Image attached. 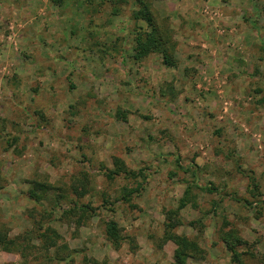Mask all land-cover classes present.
Wrapping results in <instances>:
<instances>
[{
	"label": "rangeland",
	"instance_id": "374dc122",
	"mask_svg": "<svg viewBox=\"0 0 264 264\" xmlns=\"http://www.w3.org/2000/svg\"><path fill=\"white\" fill-rule=\"evenodd\" d=\"M142 1L171 64L137 0H0V264H264V0Z\"/></svg>",
	"mask_w": 264,
	"mask_h": 264
},
{
	"label": "trees",
	"instance_id": "16d2710c",
	"mask_svg": "<svg viewBox=\"0 0 264 264\" xmlns=\"http://www.w3.org/2000/svg\"><path fill=\"white\" fill-rule=\"evenodd\" d=\"M51 2L58 4L61 2V0H50ZM125 1V0H124ZM140 4L136 9L132 11V17L134 19H142L145 21V27H137L134 32L133 36V45H132V57L134 59H139L143 57L145 54H147L150 51H157L161 53L162 61L166 64H171V55L169 53V45L166 44V40L163 37L162 29L155 21L152 12L150 11L149 7L145 2L142 0H137ZM113 172H116V170H109L108 176H110ZM123 172L126 174H131V171H128L126 169H123ZM47 187L46 183H41L38 181H34V187L33 188H39V189H45ZM35 196L39 198V195L37 193ZM35 197V198H36ZM75 208V207H74ZM172 225V224H171ZM51 231H54L52 228H49ZM105 233L107 237L111 240H115L117 238V228L115 221L113 220H107L105 222ZM231 235H225L224 242L226 243L227 248L230 251L231 254V260L234 261L236 264H243L241 260L238 258V252L234 248V242L233 237L232 239L229 238ZM169 238L172 239V241L175 244L174 250H173V256L174 260L177 263H183L184 258L187 255H192L194 253V247H192V243L183 235H178L176 233L169 234ZM239 240V239H234ZM18 242V243H17ZM50 242H54L51 240ZM19 245V240L16 239V237H9L0 230V248L1 249H8L14 245ZM16 245V246H17Z\"/></svg>",
	"mask_w": 264,
	"mask_h": 264
}]
</instances>
